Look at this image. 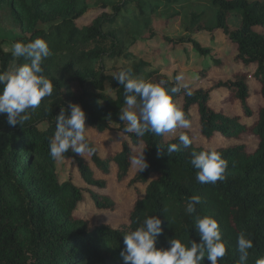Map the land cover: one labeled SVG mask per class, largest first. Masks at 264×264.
<instances>
[{"label": "trees", "instance_id": "trees-1", "mask_svg": "<svg viewBox=\"0 0 264 264\" xmlns=\"http://www.w3.org/2000/svg\"><path fill=\"white\" fill-rule=\"evenodd\" d=\"M92 0H0V13L7 8L20 36L16 41L30 42L44 39L51 55L43 62V75L53 84V93L42 99L38 108L29 110L30 118L20 125L9 126L7 117L0 114V264H124L120 255L124 248L123 235L137 228L143 220L155 215L161 219L163 234L156 239L157 248H167L170 238L190 246L200 242L194 226V216H211L218 224L226 246V255L218 264H239L237 235H250L253 248L249 249L246 264H255L264 257V0H208L212 18L204 24L205 13H191V27L206 30L212 35L220 31L234 46V61L243 68L231 79L218 81L211 88L194 89L187 96L182 89L173 95V102L192 122L196 119L200 136L209 144L215 136L239 140L244 133L257 141L253 152L243 144L216 149L227 161L225 179L215 184H200L195 180L196 169L190 163V153L208 150L197 145L188 129L178 128L171 133H146L137 137L124 133L126 122L119 119L124 104V89L113 76L105 74V61L124 60L131 54L120 45L116 27L134 20L126 8L134 5L138 17L153 15L172 5L187 4L191 0H120L113 4L99 0L100 14L87 26L80 24L89 11ZM112 13L108 14L107 9ZM125 16L129 18L126 21ZM231 16L238 25L232 29ZM131 19V20H130ZM165 43H175L162 38ZM199 54H206L190 38ZM11 52L0 50V71L10 70L15 64L27 63ZM214 64L221 66L219 61ZM148 64L131 66L138 76ZM202 71V79L207 77ZM249 79L259 85L262 101L250 107ZM144 80L153 83L166 81V88L175 86L155 69ZM113 92L109 96L104 92ZM222 89L226 101L237 103L239 114L228 115L211 106L212 92ZM92 90V91H91ZM98 91L99 93H94ZM76 103L85 112V127L99 136L117 123L110 138L105 157L98 152L89 157L95 169L104 176L116 170V180L122 183L131 170L130 157L145 148L149 167L134 174L128 186L136 191V199L128 212L127 221L117 227L108 223L92 225L76 215L77 207L87 197L99 212H115V204L106 194L107 181L97 179L86 160L71 152L64 159L54 160L49 154V141L55 132V117L61 107ZM242 118L251 120L249 124ZM189 135V148L168 154L167 146L179 144L178 136ZM89 143L94 146L87 133ZM118 146L117 149L114 146ZM161 148V155L157 148ZM69 163L67 179L60 180L57 161ZM75 172L85 187L73 181ZM141 186L142 193L136 189ZM198 195L201 203L193 215L185 212L187 199ZM201 264H210L205 256Z\"/></svg>", "mask_w": 264, "mask_h": 264}, {"label": "clouds", "instance_id": "clouds-1", "mask_svg": "<svg viewBox=\"0 0 264 264\" xmlns=\"http://www.w3.org/2000/svg\"><path fill=\"white\" fill-rule=\"evenodd\" d=\"M15 58H23L27 63L15 64L10 70L0 71V114L7 117L9 126L20 125L30 118L29 110L39 107L45 97L53 93V84L43 75V62L51 55L47 42L36 38L30 42L16 41L11 46ZM115 79L124 89V104L120 109L119 119L126 122L124 133H134L144 137L146 133L163 135L178 128L188 129L191 122L185 117L181 107L173 102V95L183 89L187 96L193 93L189 83L184 81V74L175 76V86L165 87L166 81L153 83L135 77L132 69H121L114 74ZM85 112L79 104L69 102L55 117V132L49 141V154L52 159H64L69 150L81 157H91L97 148L89 143L86 136ZM179 144L171 143L166 152L171 154L181 148H189L192 140L181 132ZM145 148L130 157L131 166L142 173L149 167L145 158ZM161 148L157 154L161 155ZM190 163L196 169L195 180L200 184H215L225 179L227 161L221 153L214 150L191 151ZM201 203L198 195L190 196L185 204V212L193 215ZM162 221L157 216L146 217L134 230L123 235L124 248L120 255L124 264H201L207 256L210 264L226 255V246L221 237L218 222L211 216H194V226L199 233L200 242L190 241V246L179 239L170 238L169 247L157 248L156 239L163 234ZM253 248L250 235L241 231L237 235L239 264H246L249 249ZM255 264H264V257L256 259Z\"/></svg>", "mask_w": 264, "mask_h": 264}, {"label": "rangeland", "instance_id": "rangeland-1", "mask_svg": "<svg viewBox=\"0 0 264 264\" xmlns=\"http://www.w3.org/2000/svg\"><path fill=\"white\" fill-rule=\"evenodd\" d=\"M99 0L89 2V11L82 18L80 24L89 25L99 14L100 10L96 8ZM120 0L106 1L109 4L119 2ZM142 4H148L149 0H138ZM108 14L112 13L111 8L107 10ZM126 12L133 17L134 20L124 23L119 22L116 29L119 31L120 45L124 51L131 54V57L124 60L122 58H114L105 61V74L114 76L121 69L130 68L138 62L148 64V67L142 69L138 74V78H147L148 72L155 69L160 75L165 76L170 81H175V76L179 73L184 74V81L189 83L194 89L211 88L218 81L225 82L231 79L234 72L241 71L243 68L234 61L235 50L226 36L220 31H215L212 35L206 30L198 27H191V13H205L202 22L206 24L212 18L210 5L208 0H191L187 4L168 6L163 10H158L153 15L138 17L137 8L134 5L126 8ZM125 16L126 21L129 18ZM131 20V19H130ZM229 25L232 29L236 28L238 21L236 17L231 16ZM20 36L18 28L12 21L7 8L0 13V50L3 52H11V46L14 39ZM162 38L171 40L172 44L165 43ZM190 38L196 42L202 50H206V54H199L189 41ZM12 53V52H11ZM219 61L221 66L214 64ZM13 65L11 66V68ZM10 68V69H11ZM207 71V77L202 79L201 72ZM92 91V90H91ZM249 91L251 99L250 107L255 109L262 104L259 97V85L252 79H249ZM94 93H99L94 91ZM109 96H113V92L109 89L104 92ZM211 106L214 110H222L228 115L239 114L240 110L237 103L226 101L225 91L222 89L215 90L211 94ZM251 120L242 118V122L249 124ZM117 123L111 124L109 131L103 136H99L92 130L87 129L86 133L100 157H105L109 145L107 139L113 134ZM188 130L192 133L194 142L207 149H223L236 144L246 146L248 152H253L256 148L257 141L247 133L241 135L239 140L225 139L221 136H215L208 144L199 134V126L196 119L192 120L191 127ZM4 142V138L0 135V145ZM115 149L118 146H114ZM90 168L93 170L97 179L107 181V189L101 194L108 195L115 204V212H99L96 211L85 197V203L77 207L76 215L88 220L92 225L99 223H108L112 227H117L121 222L127 221V215L136 199L135 189L129 187L128 183L133 178L136 170L131 167L130 174L122 183L116 180V170L111 168L110 175L104 176L97 171L94 165L89 161V157H83ZM56 172L60 180L67 179L69 172V163L62 160L57 161ZM73 183L77 187H85L79 180L75 172L72 173ZM141 193V186H136Z\"/></svg>", "mask_w": 264, "mask_h": 264}]
</instances>
